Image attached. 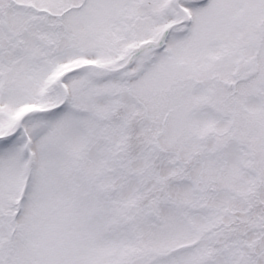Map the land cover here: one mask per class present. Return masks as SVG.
Instances as JSON below:
<instances>
[{"label":"snow or ice","instance_id":"6c2138e0","mask_svg":"<svg viewBox=\"0 0 264 264\" xmlns=\"http://www.w3.org/2000/svg\"><path fill=\"white\" fill-rule=\"evenodd\" d=\"M0 264H264V0H0Z\"/></svg>","mask_w":264,"mask_h":264}]
</instances>
